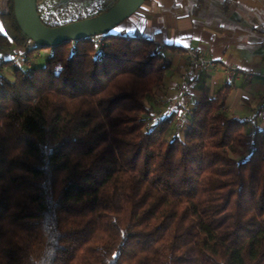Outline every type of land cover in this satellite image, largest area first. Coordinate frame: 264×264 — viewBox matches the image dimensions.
Instances as JSON below:
<instances>
[{
    "label": "trees",
    "instance_id": "trees-1",
    "mask_svg": "<svg viewBox=\"0 0 264 264\" xmlns=\"http://www.w3.org/2000/svg\"><path fill=\"white\" fill-rule=\"evenodd\" d=\"M42 2L46 27L85 19ZM8 3L0 52H24ZM40 50L43 67L0 75V264H264V130L226 116L229 86L146 129L168 67L152 41L112 32L24 63Z\"/></svg>",
    "mask_w": 264,
    "mask_h": 264
},
{
    "label": "crops",
    "instance_id": "crops-1",
    "mask_svg": "<svg viewBox=\"0 0 264 264\" xmlns=\"http://www.w3.org/2000/svg\"><path fill=\"white\" fill-rule=\"evenodd\" d=\"M8 13V0H0V25ZM3 28L1 33L12 38ZM113 34L152 41L168 64L163 89L148 99L147 117H170L174 128L180 113L185 123L200 100L229 86L226 116L242 121L247 133L264 130V0H148ZM20 53L14 46L0 52V75L13 77V64L6 63ZM44 53L47 60L51 51ZM189 53L200 54L213 67L197 71L182 93ZM35 59H27L34 68ZM232 68L238 73L230 78ZM243 72L254 76L246 78Z\"/></svg>",
    "mask_w": 264,
    "mask_h": 264
},
{
    "label": "water",
    "instance_id": "water-1",
    "mask_svg": "<svg viewBox=\"0 0 264 264\" xmlns=\"http://www.w3.org/2000/svg\"><path fill=\"white\" fill-rule=\"evenodd\" d=\"M147 0H117L105 13L56 28L46 27L37 12V0H13L18 29L33 49L107 35L132 17ZM32 49V50H33Z\"/></svg>",
    "mask_w": 264,
    "mask_h": 264
},
{
    "label": "rangeland",
    "instance_id": "rangeland-1",
    "mask_svg": "<svg viewBox=\"0 0 264 264\" xmlns=\"http://www.w3.org/2000/svg\"><path fill=\"white\" fill-rule=\"evenodd\" d=\"M115 0H43L41 8L43 9L44 15L53 13L63 21H68L70 19L85 18L90 19L95 17L98 10H105L112 7ZM101 38H97L96 41L99 42ZM45 51L40 50L38 52L39 57L35 56L37 53L32 54V59H35V67L40 68L45 65L46 55ZM36 53V54H35ZM28 62V61H27ZM23 63V69L30 73L34 67L30 66L28 63ZM10 81L13 77L8 78ZM149 118V117H148Z\"/></svg>",
    "mask_w": 264,
    "mask_h": 264
},
{
    "label": "built area",
    "instance_id": "built-area-1",
    "mask_svg": "<svg viewBox=\"0 0 264 264\" xmlns=\"http://www.w3.org/2000/svg\"><path fill=\"white\" fill-rule=\"evenodd\" d=\"M34 47V44L29 43V45L26 47V50H32ZM26 50L24 52H21L20 54L16 55L12 59V64L15 68L17 69H23V63L25 62L27 55H26ZM187 71L184 74L182 78V83H181V92L184 93L187 91V88L189 86V83L192 81L193 76L195 73L203 68H211L213 65L211 62L205 60L200 54L198 53H189L188 54V59H187ZM236 69H229L228 75L230 78L234 77L237 74ZM243 75L246 78H253L254 74L251 72H243ZM264 78V75H263ZM182 115L184 113H180L176 118H175V125L177 127H180L182 124ZM148 122L146 124V129L150 128V126L154 123L157 122L158 119L149 117L147 118Z\"/></svg>",
    "mask_w": 264,
    "mask_h": 264
},
{
    "label": "snow or ice",
    "instance_id": "snow-or-ice-1",
    "mask_svg": "<svg viewBox=\"0 0 264 264\" xmlns=\"http://www.w3.org/2000/svg\"><path fill=\"white\" fill-rule=\"evenodd\" d=\"M4 31V28L2 25H0V32H3Z\"/></svg>",
    "mask_w": 264,
    "mask_h": 264
}]
</instances>
